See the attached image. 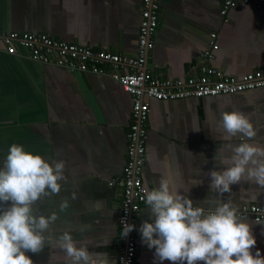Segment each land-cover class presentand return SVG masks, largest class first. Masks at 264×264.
<instances>
[{"label": "crops", "instance_id": "1", "mask_svg": "<svg viewBox=\"0 0 264 264\" xmlns=\"http://www.w3.org/2000/svg\"><path fill=\"white\" fill-rule=\"evenodd\" d=\"M224 0H162L155 46L148 65L162 78L187 80L198 73L199 59L217 33L219 49L210 64L225 76L264 73V13L236 1L226 19ZM143 0H0V37L9 31L44 34L68 43L134 56L138 50ZM132 95L109 76L72 72L33 60L24 48L5 51L0 39V167L13 143L48 159L66 162L59 195L44 198L40 213L57 212L53 238L71 229L78 245L116 264L119 254L123 184L121 181L132 120ZM239 110L250 116L255 138L229 137L221 113ZM143 182L147 190L170 178L195 206L214 207L231 200L264 205V187L241 181L223 195L210 191L208 173L222 169L213 159L224 146L249 142L264 146V88L181 100H151ZM190 189V191H187ZM77 193L75 200L71 194ZM68 198L70 207L59 212ZM207 198V201L205 199ZM252 222L253 252L264 255V221ZM150 217L143 207L135 222V264H160L154 249L142 243L141 224ZM81 224L91 225L81 232ZM31 254V253H30ZM34 264H66L55 244L32 256ZM163 264H170L164 261Z\"/></svg>", "mask_w": 264, "mask_h": 264}, {"label": "clouds", "instance_id": "2", "mask_svg": "<svg viewBox=\"0 0 264 264\" xmlns=\"http://www.w3.org/2000/svg\"><path fill=\"white\" fill-rule=\"evenodd\" d=\"M220 126L229 137L251 140L257 134L250 116L239 110L223 111ZM229 149L230 155H225L224 146L220 147L213 158L223 167L208 173L210 191L223 195L241 181L264 187V146L242 142ZM65 168L63 160L50 162L22 144L10 146L0 167V264H34L33 254L53 243L65 253L66 264H109L106 256L78 245L71 229L53 238L50 229L59 219L58 213L46 215L36 207L44 198L60 194L61 182L67 179ZM76 198L73 192L71 199ZM144 202L154 220L141 224L142 243L155 250L154 260L160 264H264L261 250L253 252L257 239L252 222L231 200L197 207L170 178H163L157 188L145 190ZM69 207L70 200L65 198L59 212ZM90 228L88 224L79 226L81 232ZM134 228L125 221L122 238Z\"/></svg>", "mask_w": 264, "mask_h": 264}, {"label": "built area", "instance_id": "3", "mask_svg": "<svg viewBox=\"0 0 264 264\" xmlns=\"http://www.w3.org/2000/svg\"><path fill=\"white\" fill-rule=\"evenodd\" d=\"M162 0H143L138 50L134 56L114 53L107 49L94 50L88 46L57 40L44 34L9 31L0 39L5 51L18 54L24 48L33 60L63 67L72 72L109 76L119 82L132 95V120L128 132L127 162L121 178L123 199L118 220L119 254L116 264H135L138 250L135 228L122 238L125 221L134 224L144 202L146 187L143 172L146 162L148 138L147 121L151 100H181L190 97L203 98L222 94H235L264 88V73L255 70L242 78L225 76L210 64L219 49L217 33L210 35L209 47L199 59L198 73L187 80H172L155 74L148 65L155 46ZM236 1L253 5L264 13V0H224L221 15L227 18ZM195 206V204H194ZM240 213L255 221H264V205L250 204L239 209Z\"/></svg>", "mask_w": 264, "mask_h": 264}, {"label": "bare ground", "instance_id": "4", "mask_svg": "<svg viewBox=\"0 0 264 264\" xmlns=\"http://www.w3.org/2000/svg\"><path fill=\"white\" fill-rule=\"evenodd\" d=\"M144 175V174H143Z\"/></svg>", "mask_w": 264, "mask_h": 264}]
</instances>
